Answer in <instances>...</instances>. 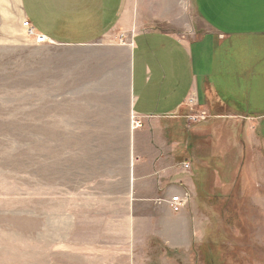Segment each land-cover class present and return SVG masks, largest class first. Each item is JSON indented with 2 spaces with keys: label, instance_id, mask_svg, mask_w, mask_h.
<instances>
[{
  "label": "rangeland",
  "instance_id": "rangeland-1",
  "mask_svg": "<svg viewBox=\"0 0 264 264\" xmlns=\"http://www.w3.org/2000/svg\"><path fill=\"white\" fill-rule=\"evenodd\" d=\"M184 2L176 0L172 6H148L146 12L164 16L178 10L184 18ZM20 10L16 0H0V264H216L211 262L213 258L214 261L221 258V264H264V207L254 206L253 200L251 202L249 196H243L241 192L246 189L244 194L249 193V174L243 168L241 180L236 182L228 176L227 185L221 188L225 176L217 171L233 169L218 166H211L208 174L213 192L209 204H201L206 201L201 196L197 199L200 201L197 202V215L201 220L207 219L202 231L204 238L202 234H195L194 246L189 252H172L160 246L159 238L148 236L149 252H142L147 254L145 257L142 255L135 260L108 257L113 246L104 241L107 237L116 239L109 236L111 229L106 231L105 214L117 210L115 221L126 222L131 217L127 213L130 199L113 201L106 198L105 203L98 204L99 199L86 197L90 192L96 194L97 178L107 176L109 180L115 178L117 181L124 177L128 134L100 133L110 121L117 125L113 127L115 132L124 129L127 122L131 130V120L124 119L127 114L124 86L105 84L112 66L106 56L102 60L98 55L102 62L92 64L85 58L91 56L89 53L62 50L43 37L41 40L29 37L23 27L25 21L19 19ZM162 25L164 23L146 22L147 28L163 29L159 27ZM167 29L184 32V19ZM146 39L138 41L141 51L146 50L154 61H157L154 52L157 58L163 59L162 49L150 47ZM162 44L167 52L171 49L181 73L178 81L168 75L165 85L161 79L154 85L153 79L151 85L145 86L149 91L148 104L154 108L160 104L161 111L164 105L183 98L190 86L189 60L185 52L167 41ZM139 56L137 51L136 63H139ZM263 56V53L258 54V57ZM169 62L167 59L165 63ZM121 63L123 65L124 60ZM199 89L202 98L205 94L208 96L202 83ZM227 92L225 87L222 94ZM212 96L209 92V97ZM201 110L193 111L199 120L192 121V111L184 110L179 118L161 122L162 135L171 147L168 154L176 160L186 159L188 137H192V142L189 140L191 146L199 147L198 155L201 154L202 135L199 132L197 136L193 131L201 129L202 123L211 118L209 113L210 116H206ZM253 111L262 110L257 107ZM227 121L221 118L217 125L213 124L216 126L212 135L225 136L223 133L229 127ZM151 127V120L145 119L143 127L131 130V134L153 130ZM219 128L220 132L216 130ZM175 143L179 144L177 151ZM223 143L221 146L226 142ZM189 162H183L184 167L187 165L186 169L192 167L194 170L196 166ZM196 168L201 169V166ZM217 173L222 176V181ZM204 183L207 185L206 179ZM218 189L223 190L222 197L216 196ZM110 190L109 193L114 192L113 186ZM174 196L189 200L179 213L191 210V196L186 191L170 197L159 195L154 203H163L170 208L169 202ZM90 205H105L106 210L98 208L90 215L89 208L85 207ZM82 209L88 212H82L78 217L86 221L90 220L89 216L96 217L103 225L98 224L93 231L87 232L82 230L86 224H82L81 231L74 233L71 228L73 216ZM133 214L137 220L140 216H152L141 207H136ZM116 227V223L108 222V228ZM61 228L66 238L61 236Z\"/></svg>",
  "mask_w": 264,
  "mask_h": 264
},
{
  "label": "crops",
  "instance_id": "crops-1",
  "mask_svg": "<svg viewBox=\"0 0 264 264\" xmlns=\"http://www.w3.org/2000/svg\"><path fill=\"white\" fill-rule=\"evenodd\" d=\"M151 1L16 0L17 6L21 8L19 19L29 22L38 36L60 46L62 50L89 53L91 56L85 58L92 64L95 61L102 62L101 59L104 60L103 57L106 56L112 66L105 77V84L124 86L127 103L124 119L129 121L131 113H134L151 120L153 130L132 134L128 122L118 132L113 128L117 126L114 121L101 128L100 133L128 134L124 177L117 181L115 178L109 180L107 176L97 178L96 194L90 192L86 197L99 199L98 204L105 203L106 198L113 201L130 199L131 205L127 207V213L132 218L129 217L126 222L115 221L118 218L117 210L105 214L106 231L111 229L109 236L116 240L107 237L104 242L113 246L108 257L122 256L133 260L148 254V236L159 238L160 246H165L172 252L190 251L194 246L195 234H202L207 221L206 218L201 220L197 215V202L200 203L197 199L201 196L206 199L201 204H209L211 193L213 194L208 176L211 166L233 169L217 171L225 176L222 181V176L217 173L222 181L221 188L227 185L225 181L228 176L237 182L241 180L242 169L247 170L250 179L249 193L244 194L246 189L241 192L243 196H249L251 202L253 200L254 206L264 207V56L258 57L259 53L264 55V0H185L184 18L180 17L178 10L165 13L164 16L156 12L147 13L148 6H172L176 3V0ZM183 19L184 32L167 29ZM150 21L164 23V26H159L164 28H147L146 22ZM144 37L150 47L162 49L163 59L160 56L157 58L154 52L153 56L157 59L154 61L146 50L141 51L138 41ZM162 41L185 52L189 60L190 86L183 98L164 105L161 111L160 104L155 108L148 104L149 91L145 86L151 85L153 79L154 85L160 79L165 81V85L168 75L178 81L181 73L177 61L172 58L171 49L167 52ZM226 46L228 50H225ZM137 51L140 52L139 63L135 61ZM167 59L169 63H165ZM121 60H124L123 65ZM200 83L203 91L208 93L203 98ZM96 84L104 85L99 82ZM225 87L228 92L222 94ZM209 92L212 97H209ZM257 107L262 111L254 112ZM200 109L206 116L211 115L208 121L202 123L201 129L193 131L197 136L199 132L202 135L201 154L198 155L199 147L191 146L192 137H188L191 142H186V161L176 160L168 154L171 147L164 140L160 124L168 118H179L184 110H190V114H193L194 110ZM221 118L227 119L229 123L223 133L225 136H213L215 126ZM213 124L216 125L213 127ZM216 130L220 132V128ZM223 142H226V146H221ZM178 145L176 144V151L179 149ZM182 161L185 164L191 161L196 167L201 166V169H186ZM111 186L113 193L108 192L111 191ZM204 187L207 188L206 191ZM92 189L94 191L95 187ZM185 191L191 196L190 211L175 214L167 205L154 203L159 195L170 197ZM222 191L218 189L216 196L222 197ZM92 206H85L89 208L90 215L95 214L98 208L106 210L105 205ZM136 207L144 208L152 216H140L137 220L133 214ZM88 211L82 209L73 216L71 228L73 227L74 233L81 231L82 224H86L83 231H93L98 224L103 225L101 219L96 217L89 216L88 221L78 217L82 212ZM108 222L116 223L117 227L108 228ZM62 231L61 228V236L66 238ZM201 237L204 238L203 234ZM144 251L147 254H142Z\"/></svg>",
  "mask_w": 264,
  "mask_h": 264
},
{
  "label": "built area",
  "instance_id": "built-area-1",
  "mask_svg": "<svg viewBox=\"0 0 264 264\" xmlns=\"http://www.w3.org/2000/svg\"><path fill=\"white\" fill-rule=\"evenodd\" d=\"M23 27L27 30V34H29V37H31V38H34V37L36 38L37 37L39 40H41V36H38L35 28L29 22L25 21L23 23ZM191 102H193V100ZM190 119L192 121H195L194 119L199 120V116H197L195 114H191L190 115ZM130 120H131V130H137V129H141L143 127V121L145 119L135 115L134 113H132ZM186 167H187V165H186ZM187 197H184L185 198L184 199L181 196H174L172 198V200L169 202L171 210L173 212H175V213L181 212L183 207L184 206L186 207L188 205V203H189L188 202L189 200L187 199Z\"/></svg>",
  "mask_w": 264,
  "mask_h": 264
},
{
  "label": "trees",
  "instance_id": "trees-1",
  "mask_svg": "<svg viewBox=\"0 0 264 264\" xmlns=\"http://www.w3.org/2000/svg\"><path fill=\"white\" fill-rule=\"evenodd\" d=\"M211 262H212V263H216V264H217V263H218V264H221L222 260H221V258H219V261H214V258H213V260H211Z\"/></svg>",
  "mask_w": 264,
  "mask_h": 264
}]
</instances>
